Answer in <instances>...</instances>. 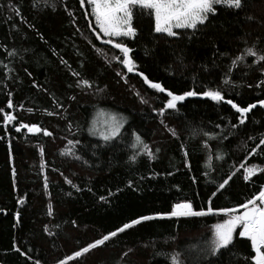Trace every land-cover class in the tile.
I'll list each match as a JSON object with an SVG mask.
<instances>
[{"label":"trees","instance_id":"16d2710c","mask_svg":"<svg viewBox=\"0 0 264 264\" xmlns=\"http://www.w3.org/2000/svg\"><path fill=\"white\" fill-rule=\"evenodd\" d=\"M49 3L56 5L55 10L43 3L34 6V0H0V108L17 116L5 127L0 113V264H33L36 259L57 264L124 223L171 211L172 205L183 200L191 201L197 211L207 209L210 197L213 209L233 208L258 193L264 173L245 181L240 165L264 168V145L249 155L264 134V108L257 106L235 130L231 125L238 123L239 114L224 102L202 96L188 97L178 102L177 110L160 115L167 93L150 88L137 73L144 72L177 94L219 86L226 99L241 106L264 99V86L256 87L264 74L251 68L253 62L246 66L252 57L232 69L235 87L223 84L232 59L246 47L255 44L257 52L264 54V0H244L242 10L218 6V14L209 23L195 32L178 29V37L156 33L154 17L136 10V37L117 39L133 49L137 69L131 73L119 62L109 64L103 58L122 54L105 44L103 35L96 39L89 27L90 23L96 26L87 1L84 7L79 0ZM93 45L102 52L97 54ZM13 50L15 54L9 55ZM61 58L71 67L61 64ZM256 66L264 69V62ZM73 70L93 81L94 87H77ZM9 99L12 109L7 107ZM29 108L33 111L28 112ZM109 109L125 122L119 136L105 142L90 131L91 120L98 110ZM21 122L38 124L53 135L27 129L17 132ZM168 128H174L179 138ZM204 132H222L228 138L209 139ZM133 133L149 145L155 159L140 155L135 162L129 160L135 151ZM68 141L79 143L69 145ZM65 148H72L74 155H62ZM221 153L224 158L217 159ZM230 172H235L233 179L213 197ZM227 218L214 213L146 221L69 264H172L173 253H179L182 264H251L246 259L254 255L251 242L238 235L239 228L232 245L217 255L205 254L213 226ZM45 226L54 235L44 231ZM14 245L30 251L33 260L14 251Z\"/></svg>","mask_w":264,"mask_h":264},{"label":"snow or ice","instance_id":"6c2138e0","mask_svg":"<svg viewBox=\"0 0 264 264\" xmlns=\"http://www.w3.org/2000/svg\"><path fill=\"white\" fill-rule=\"evenodd\" d=\"M39 3H43L45 6H50L53 10L56 8V5L54 3L50 4L49 0H34V6ZM85 3L86 0H79L81 7H84ZM87 4L91 6L90 14L94 16L95 24L98 26L97 29L96 27H92L91 23L89 24V27L95 34L96 39H101L102 35L109 37V39L104 40L103 42L105 44L112 45L115 49H119L120 53L122 54V56H112L111 59H109L107 55H104L103 58L109 64L112 61L119 62L127 69V72L131 73L137 69L136 62L131 55L133 49L128 47L127 43L122 41L117 42L115 38L127 37L134 39L136 37L137 28L133 26L134 13L136 10H146L154 17V31L156 33H163L169 37H178L179 33L175 31V29H188L195 32L199 30L201 26H205L207 23H209L210 17H214L218 14V6L230 10H242L244 7V0H87ZM68 15L72 16L73 13L68 12ZM249 19H251V17H249ZM73 23H75V20H73ZM88 42L91 44V40ZM93 47L95 48L97 54L102 52V49L96 48L95 45H93ZM14 54L15 50L9 53V55ZM248 57L254 58L253 63L255 64L264 62V54L258 53L255 48V44H253V46L246 47L240 55H237L232 59L229 73L233 68L239 66V64L244 62ZM60 62L69 68L71 67L63 58H61ZM5 67L7 66L5 65ZM81 67H83V63H81ZM8 71L11 72L12 69H8ZM261 73L264 74V69H261ZM71 74L74 77H77L76 86L82 90H88L94 87V82L83 78L80 72L73 70ZM137 74L142 77L143 81L150 88L161 93H167L168 99L166 103L158 110L160 115H163L168 109L177 110L178 102H182L188 97L202 96L217 103L224 102L230 105L232 109H234L235 112L239 114L238 123L231 125V128L235 130L238 128V126L244 125L246 123L248 114L256 109L257 106L264 108V99H257L254 103H247L246 106H241L240 103L235 102L233 99H226L225 92L219 86L215 88L209 87L200 92H197L193 89L184 91L182 94H177L165 88L161 82L149 79L148 75H146L144 72H138ZM29 75H31V73H29ZM117 75H121V73H117ZM121 78L127 82L126 76L122 75ZM223 84L232 85L233 87L236 86L230 75L225 76ZM262 86H264V80L258 81L256 87ZM69 87H71V85H69ZM246 87L251 88L253 85L248 84ZM96 91L100 92L103 91V89L96 88ZM137 95H139V93H137ZM9 96H11V93H9ZM72 99H75V97H72ZM141 99L143 103H147L146 100L143 98ZM7 107L9 109L14 107L11 99L7 101ZM19 107L23 108V105L21 104ZM60 107H63V105H60ZM27 111L32 112L33 110L29 108ZM0 113H3L2 119L5 127L17 120L16 115L10 112H5L2 108H0ZM48 114L56 115L57 113ZM124 122L125 121L122 118H119L117 115L113 114L110 118L103 121L102 127H95L97 122L94 121V126L92 129H90V131H92L93 134H98L105 142L111 141L119 136ZM161 123L163 124V120ZM216 127L220 128V125H216ZM21 129H27L29 133L42 132L46 136L53 135L52 132L41 128L38 124H27L21 122L19 123V126L16 127V131L19 132ZM168 131L173 137L179 138L178 133L174 128H168ZM196 134L197 133L194 131L193 135ZM133 135L134 142L132 143L131 147L135 151L133 152V155L129 157V160L135 162L137 157L140 155H146L150 159H155V153L152 151L149 145L144 142L142 137L135 133H133ZM203 135L209 139H216L218 136L221 139L228 138L227 136L223 135L222 132H204ZM249 139L255 138L249 137ZM78 143L79 141H68L69 145H75ZM262 145H264V134L260 135L259 143L251 149L249 155L256 153L257 149ZM204 146L206 149H209L210 154L208 156V160L211 161L213 159V155L211 154L210 145L208 144L207 140L204 141ZM181 147L183 149V145H181ZM40 151L43 153V148H41ZM159 151V149H156V152ZM61 154L67 156L74 155L72 148H65ZM184 156H188L187 150H184ZM75 158L82 159V157L79 156H76ZM216 158L223 159L224 154H218ZM85 163L87 162L85 161ZM240 168L244 169L243 179L245 181H249L252 177L256 176L257 173H264V168L257 165L245 167L244 164H241ZM237 171H239V169H237ZM13 174H15V169H13ZM168 174L171 175L172 173ZM205 175H207V173H205ZM234 175L235 172H230L227 177L217 185L216 191L212 193V196L214 197L218 192L225 190L226 186L233 179ZM65 180L77 191L81 190L76 184L72 182V180L68 179L67 177H65ZM193 180H195V178H193ZM128 183L129 186H131L132 182L129 181ZM45 187H47V178H45ZM89 191H91V189H89ZM117 191H120V189H117ZM69 195H71V193H69ZM109 195H112V193L109 192ZM99 199L105 203L108 202L107 197L105 196H100ZM20 203H24V201L21 200ZM214 213H223L228 218L213 226V236L212 239L207 242L205 254L217 255L222 249H226L232 245L234 233H236V230L239 228L241 230L239 231L238 235L240 237H246L248 240H250L251 249L254 252V255L246 259H250L251 264H264V186L260 188L257 194L247 199L246 202L233 208L213 209L211 206L210 197L206 210L202 208L197 211L193 208L191 201L183 200L172 205L171 211L157 212L151 215L139 216L135 219H132L130 222L124 223L121 227L116 228L114 231L108 232L101 238L94 240V242L88 243L86 246L73 252L71 255L58 260L57 264H69V261L80 258L89 253L91 250L103 246L107 241L113 237H116L119 233H123L126 230L146 221L172 217H200ZM52 214V205L49 203L48 215L51 216ZM15 216L16 220L19 222L20 212L17 211ZM73 224H75V221H73ZM57 227H59V225H57ZM44 231L48 232L49 235H54V233L49 232L47 226H45ZM13 248L14 251L19 253L21 256H25L28 260H33V257L30 255V251H22L21 248L16 245H14ZM125 255H127V253H125ZM171 260L172 264H182L179 253H173L171 255ZM33 264H41V261L39 259L33 260Z\"/></svg>","mask_w":264,"mask_h":264},{"label":"rangeland","instance_id":"374dc122","mask_svg":"<svg viewBox=\"0 0 264 264\" xmlns=\"http://www.w3.org/2000/svg\"><path fill=\"white\" fill-rule=\"evenodd\" d=\"M87 1V0H86ZM90 6V5H89ZM91 8V6H90ZM93 18V24L98 28V26L95 24V19H94V16H92ZM178 30V29H175V31ZM105 37V36H104ZM105 39H109V37H105ZM116 40L118 38H115ZM125 68V67H124ZM114 113H111L109 111H104V110H98L95 115L93 116L92 120H91V129L93 128L94 126V121L97 122L95 124V127L99 128V127H102L103 126V121H105L106 119L110 118L111 115H113ZM117 115V114H115ZM94 135H97L99 136L98 134H94ZM242 211V209H241ZM241 230V229H240Z\"/></svg>","mask_w":264,"mask_h":264},{"label":"bare ground","instance_id":"6f19581e","mask_svg":"<svg viewBox=\"0 0 264 264\" xmlns=\"http://www.w3.org/2000/svg\"><path fill=\"white\" fill-rule=\"evenodd\" d=\"M48 8H51L50 6H48ZM72 20H74V17L72 16ZM253 61L252 60H250V61H246V66L247 65H249V64H251ZM253 64V63H252ZM256 65H258V64H255L254 66H252L251 68H254V71H257V72H260L261 71V67L259 68L258 66H256ZM250 68V69H251ZM231 74V72L229 73V71L227 72V74H225V75H230ZM110 111L109 112H111V113H116V112H114V110H111V109H109Z\"/></svg>","mask_w":264,"mask_h":264},{"label":"water","instance_id":"95a60500","mask_svg":"<svg viewBox=\"0 0 264 264\" xmlns=\"http://www.w3.org/2000/svg\"><path fill=\"white\" fill-rule=\"evenodd\" d=\"M126 69V68H125ZM127 70V69H126ZM129 73V72H128Z\"/></svg>","mask_w":264,"mask_h":264}]
</instances>
